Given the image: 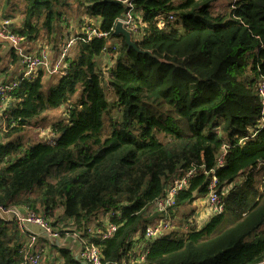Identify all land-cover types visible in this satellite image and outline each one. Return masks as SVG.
Listing matches in <instances>:
<instances>
[{
	"label": "trees",
	"instance_id": "16d2710c",
	"mask_svg": "<svg viewBox=\"0 0 264 264\" xmlns=\"http://www.w3.org/2000/svg\"><path fill=\"white\" fill-rule=\"evenodd\" d=\"M19 1L22 11L10 30L25 45L44 37L57 46L67 28L60 11L66 0H1V16L11 18L7 9ZM76 3L84 12L80 25L107 38L78 42L55 83L38 72L8 95L0 207L43 213L53 228L69 232L112 212V236L90 240L108 264L263 261L264 0H228L223 12H215L216 0H132L138 23L132 41L166 63L115 41L112 29L125 10L120 0ZM169 15L175 21L159 28L157 18ZM103 55L109 60L100 67ZM49 110L62 112L47 128L49 137L24 145V127ZM191 169L174 207L153 213L166 184ZM212 177L223 211L199 227L192 204L205 201ZM34 186L36 194L24 195ZM157 220L168 221V229L143 238ZM135 243L143 248L134 250ZM23 244L17 223L0 217V264H22ZM60 252L62 264H82Z\"/></svg>",
	"mask_w": 264,
	"mask_h": 264
},
{
	"label": "built area",
	"instance_id": "2783aa9c",
	"mask_svg": "<svg viewBox=\"0 0 264 264\" xmlns=\"http://www.w3.org/2000/svg\"><path fill=\"white\" fill-rule=\"evenodd\" d=\"M124 5L125 10L123 16L118 20L122 23L124 28L132 33L137 31V22H136V11L135 6L132 3V0H120ZM9 18H4L0 13V39L8 43L10 48L14 51L17 56V64L20 67V75L18 79L13 81H8L0 83V130H4V121H3V110L6 105L8 95L18 86L19 80L29 79L35 77L38 72L43 73L44 78H49L62 74V71L67 67V59L71 55V51L78 44V42L86 43L93 37L98 38H107L106 32H99V30L94 29V26L87 23H83L79 28V31L75 33H70L67 30L61 37L56 48L52 51H55V55L51 56L48 47H37L35 52H30L27 50L25 44L22 42V38L13 33L10 28L13 23L8 22ZM175 21V18L171 15L161 16L157 19V26L159 28L165 27L166 24L172 23ZM264 84L259 85V92L263 95ZM264 125V99H263V108H262V119L258 128H262ZM257 130H254L250 137H254L257 133ZM49 143H53L52 139H48ZM2 143V137L0 135V144ZM222 157L218 159V165H221ZM193 176V171L188 170L182 175L175 176L163 189L162 194L153 202L152 212L161 213L166 210L173 208L176 202V195L183 191L189 182V179ZM264 180V177H263ZM217 180L212 177L208 184V193L206 195L205 202L208 205L207 212L210 215H217L223 211L220 199L216 192ZM112 215V212L109 214L98 215L97 219H92L89 226L82 231L69 232L67 230H60L59 228H53L50 225V222L46 219L43 213H36L29 210H19L15 207L8 209H3L0 207V217L5 222L14 220L17 223L18 229L23 238V262L22 264H40L42 262V252L40 247L37 245L38 236L31 232L25 224L37 226L42 229L47 237L49 242H54L65 239H73L78 243L79 249L78 254L75 257L76 260L80 261L82 264H108L104 263L101 259L100 249L96 247L90 240L93 236H97L100 239H107L112 236L115 232L116 227L113 224L108 223L109 217ZM119 218V215H117ZM105 221H103V219ZM103 223L106 227L105 231L101 230L99 224ZM169 227V222L164 220H157L152 224H148L142 233V237L151 240L161 236L166 229ZM140 234L133 236V241L138 240ZM143 248V244L137 245L134 244V250H139ZM113 264H128L126 260H121ZM257 264H264V260Z\"/></svg>",
	"mask_w": 264,
	"mask_h": 264
},
{
	"label": "rangeland",
	"instance_id": "374dc122",
	"mask_svg": "<svg viewBox=\"0 0 264 264\" xmlns=\"http://www.w3.org/2000/svg\"><path fill=\"white\" fill-rule=\"evenodd\" d=\"M227 1L228 0H216L215 6H214L215 12H220V11L223 12V11H225L226 8H227V7H225ZM0 3H1V0H0ZM64 4H65L64 6L60 7V11H61L62 14H64V15H62L63 18L66 16V20H65L66 21V27L69 28L72 24L76 26L77 22L84 15L83 8L79 7V5L76 3V0H66L64 2ZM0 6H1V4H0ZM1 11L3 13H5L4 9H1ZM21 11H22V3H21V1H19L18 4H17L16 9H14V7H9L7 9V14L9 15V17H14V20H16L19 17V15L21 14ZM67 28L64 29L62 34H64V32L67 30ZM58 37H57V39H58ZM39 40L42 41L43 43H46V44H49V45L53 46V43L48 42L47 38L40 37ZM59 41L60 40L58 39L57 43ZM36 42H33V44L36 43ZM30 52L33 53V51H30ZM6 64H7V67H8L9 66V62H7V63L2 62L0 64V67L4 66ZM57 79L58 78L56 76L49 77L48 79L45 78V80L48 83V85H51V84L55 83L57 81ZM61 116H62V112H60V110H49V111H47L46 114H44V116H42L34 124H29V125L25 126L24 127V131L21 133L23 144L25 145V144H27L29 142L39 141V140H42V139H47L49 137V131H48L47 128L56 119L61 118ZM0 135L2 137V132H0ZM52 175H53V172L51 171V173L48 176H46L45 180L46 181L52 180ZM37 191H38V187L34 186L29 191H27L25 193H26V195H31V194L33 195V194H36ZM204 202L205 201H202V199H200L198 203L199 204L201 203V206L203 207V209L206 210L208 208V205H207V203L204 204ZM190 209H191L190 205L186 206L184 209H182V211L179 214V216H181V214H183L184 212H189ZM196 211H197V209H196ZM102 219H103V221H105L104 218H102ZM44 255H45L47 260H49V261H51L50 259L53 260V262H51V263H53V264H61L62 255H61V252H60L59 248H55V250L50 251V252L44 251ZM43 260H44V258L42 259V262H43ZM47 263H49V262H47Z\"/></svg>",
	"mask_w": 264,
	"mask_h": 264
},
{
	"label": "crops",
	"instance_id": "0c3cea01",
	"mask_svg": "<svg viewBox=\"0 0 264 264\" xmlns=\"http://www.w3.org/2000/svg\"><path fill=\"white\" fill-rule=\"evenodd\" d=\"M9 19L11 20V23L13 21L15 22L14 17H11ZM89 21L93 22L92 19L91 20L89 19ZM74 26L75 25L72 24L69 28H67V30H69L70 32L72 30H78L79 31V28L81 27L80 22L78 21L77 25L75 27ZM75 32H72V33H75ZM61 37L60 38L58 37L59 40L61 39ZM57 41H58V39H57ZM57 41H56V43H57ZM110 43L111 42H109V44ZM39 46L40 47H46V48L48 47L49 52H50V54H51V56L53 58V56L56 53L55 51H52V50L55 49V47H54V46H56L55 44L52 46V45L43 43L42 41H40L38 39L36 43H34L33 45L32 44H28L26 46V48H27L28 51L35 52L37 50V47H39ZM75 47L71 51L70 57L73 55V51L75 50ZM11 56H12V54H11L10 46L8 45V43L6 41L0 39V64L2 62H5V63L9 62V66L8 67H7V64L2 66V67H0V83L16 80V79H18V77L20 75L21 71H20V67L18 66V64L17 63L11 64ZM100 60L101 61L99 63V66L100 67H104L108 63L109 59H108V57L103 55ZM24 195H26V194H24ZM200 199H202V198H199V199L195 200L196 202H194L192 204V206L195 209V217H196V220L198 222V226L199 227L204 225L207 222V220L209 219V214L207 212V209L206 210L203 209V207L201 206V203L200 204L198 203ZM202 201H204V200L202 199ZM205 203L206 202H204V204ZM196 209H197V211H196ZM35 232H37V236H38L37 245H38V247H40V251L42 252V259L44 258L43 262H41L40 264H53V263H51V262H53L52 259H50L51 261L46 259L45 255H44V251L50 252V251L55 250V248H60V249L67 250L70 253V255L74 259H76L75 257L78 254L79 246H78V243L75 240H73V239H65V240H63L62 239V240H59V245L58 244L55 245L56 242L55 241L52 242V243L49 242V240H47L42 235V232H40V231H35ZM47 262H49V263H47ZM61 264H62V261H61Z\"/></svg>",
	"mask_w": 264,
	"mask_h": 264
},
{
	"label": "water",
	"instance_id": "95a60500",
	"mask_svg": "<svg viewBox=\"0 0 264 264\" xmlns=\"http://www.w3.org/2000/svg\"><path fill=\"white\" fill-rule=\"evenodd\" d=\"M112 35L115 38H120L123 40L124 44L127 46L128 49H133L134 51H136L138 54H142V55H148L150 57H153L154 59L158 60L160 63H166L163 60L159 59L157 56L153 55L150 51H145V50H140L137 48L136 44L134 41H132V36L131 33L129 31H127L123 26L122 23L120 21H117L116 24L114 25L113 29H112ZM26 227L33 232L34 234L37 235V232L35 231H40L42 232V235L49 240V238L47 237V235L45 234V232L38 228L37 226H33V225H29V224H25ZM50 241V240H49ZM55 245H59L58 241H55Z\"/></svg>",
	"mask_w": 264,
	"mask_h": 264
},
{
	"label": "bare ground",
	"instance_id": "6f19581e",
	"mask_svg": "<svg viewBox=\"0 0 264 264\" xmlns=\"http://www.w3.org/2000/svg\"><path fill=\"white\" fill-rule=\"evenodd\" d=\"M160 17H161V16H160ZM158 18H159V17H158ZM158 18H157V19H158ZM8 22L11 23V20L9 19ZM122 26H123V25H122ZM123 27H124V26H123ZM75 31H78V30H72L70 33L75 32ZM127 31H128V30H127ZM129 32H130V31H129ZM130 33H131V32H130ZM96 38H98V37H96ZM120 40H122V39H120V38H116V39H115V41H120ZM115 41H114V42H115Z\"/></svg>",
	"mask_w": 264,
	"mask_h": 264
}]
</instances>
